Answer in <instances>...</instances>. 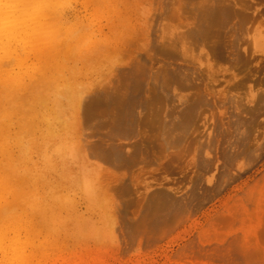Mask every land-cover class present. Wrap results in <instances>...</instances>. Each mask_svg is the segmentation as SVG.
<instances>
[{
  "label": "rangeland",
  "instance_id": "obj_1",
  "mask_svg": "<svg viewBox=\"0 0 264 264\" xmlns=\"http://www.w3.org/2000/svg\"><path fill=\"white\" fill-rule=\"evenodd\" d=\"M11 1L0 264H264V0Z\"/></svg>",
  "mask_w": 264,
  "mask_h": 264
},
{
  "label": "bare ground",
  "instance_id": "obj_2",
  "mask_svg": "<svg viewBox=\"0 0 264 264\" xmlns=\"http://www.w3.org/2000/svg\"><path fill=\"white\" fill-rule=\"evenodd\" d=\"M35 2H36V0H12L11 4H9L8 6L9 7L15 6L16 12H14V11L11 12L10 16H11L12 19L10 18V16L7 17L8 15H5L4 16L5 21H3V24H1V25L5 26V24L7 23V19H9V20H11L12 24H8V23L7 24L9 26H12V28L14 30H18V29H20L19 27H23V25H25V22H27L28 19L32 16L31 7H32V9H34V3ZM215 14H216L215 12H211V14H210V16L212 18L211 24L213 23V25L215 23H217V24L219 23V20L215 17L216 16ZM231 14L232 13H231L230 9L223 8L222 13H221V15H222L221 24H223L224 21L226 20V16L229 17V16H231ZM36 15H37V17H41V18L47 19V14L42 13L40 11V9L39 10L37 9V14ZM130 70L129 69H124V70L121 71L120 74H122V75L124 74L127 77H129V76H131ZM133 70L134 69H132V71ZM134 83H135L134 84L135 85L134 88H138L139 85H140L139 81L135 80ZM133 90H135V89H133L132 86L131 87L129 86V87H127V90H126L127 93H125V94H123V95H121L119 97L117 95V101H118V103L120 105V107H119L120 109L118 110L117 115H116V119H115V121L113 123L112 133L116 134L118 136H124V134L127 132V129L130 128L129 125H128V122H129L130 118H127V115H128V113H131L133 111V109H131L132 106H129L130 101L133 100V98L135 96V93L132 92ZM262 100H263L262 95L258 96L257 100L254 101V103H255L254 105L255 106L248 107L246 110H248L250 113L253 114V116H255L257 111H259V112L262 111V109L258 106L259 103L262 102ZM263 109H264V107H263ZM132 122H134L133 119L130 122L131 126L133 125ZM24 129H25L26 132L32 131L33 130L32 123L26 122V124L24 125ZM104 155H105L104 157L109 156V150H106L104 152ZM152 200H154V201H152V203L154 205H156L157 208H160V207L162 208L163 206H167V205L170 206V204L173 202V201L169 200V198L167 197L166 194H162V193H157L154 197H152Z\"/></svg>",
  "mask_w": 264,
  "mask_h": 264
}]
</instances>
